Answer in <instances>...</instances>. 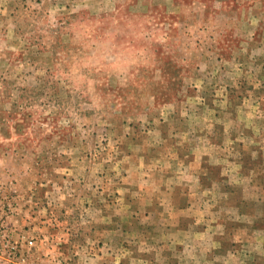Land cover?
<instances>
[{"label": "rangeland", "instance_id": "1", "mask_svg": "<svg viewBox=\"0 0 264 264\" xmlns=\"http://www.w3.org/2000/svg\"><path fill=\"white\" fill-rule=\"evenodd\" d=\"M0 264H264V0H0Z\"/></svg>", "mask_w": 264, "mask_h": 264}]
</instances>
